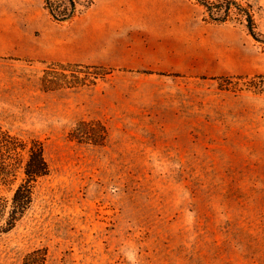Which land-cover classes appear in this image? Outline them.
Listing matches in <instances>:
<instances>
[{"label":"rangeland","instance_id":"374dc122","mask_svg":"<svg viewBox=\"0 0 264 264\" xmlns=\"http://www.w3.org/2000/svg\"><path fill=\"white\" fill-rule=\"evenodd\" d=\"M238 1L258 40L194 0H93L64 23L0 0V129L41 141L49 168L0 264L39 248L45 264H264V93L246 87L264 74V0ZM51 63L111 72L44 91ZM80 121L104 144L70 139Z\"/></svg>","mask_w":264,"mask_h":264},{"label":"trees","instance_id":"16d2710c","mask_svg":"<svg viewBox=\"0 0 264 264\" xmlns=\"http://www.w3.org/2000/svg\"><path fill=\"white\" fill-rule=\"evenodd\" d=\"M194 1L203 7L207 22L220 24L236 20L244 23L249 34L258 40L254 15L249 5L243 6L238 0ZM92 2L93 0H42L43 9L58 23L75 19ZM110 72V69L101 66L51 63L43 70L41 87L44 91L91 87ZM246 83L249 90L264 93V74L253 76ZM68 137L80 143L103 145L107 129L99 122L80 121L70 130ZM48 172L41 141L24 140L0 129V185L12 190L10 198L0 193V235L11 230L24 216L31 205L35 183ZM46 257L45 248L35 249L26 254L23 263L45 264Z\"/></svg>","mask_w":264,"mask_h":264}]
</instances>
